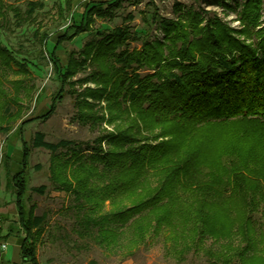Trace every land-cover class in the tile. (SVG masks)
<instances>
[{"label": "trees", "instance_id": "trees-1", "mask_svg": "<svg viewBox=\"0 0 264 264\" xmlns=\"http://www.w3.org/2000/svg\"><path fill=\"white\" fill-rule=\"evenodd\" d=\"M65 1L70 8L73 0ZM124 1H86L79 18L71 17L68 29L55 37L51 51L63 81L72 75L69 64H94L89 78L99 86L81 92L75 100L78 120L98 131L93 139L48 142L41 133L33 138L34 145L49 152L52 189L69 198L64 209L74 214L72 230L81 239L91 238L111 250L124 249L127 255L146 235L165 227L182 244L177 251L180 260L185 250L210 236L225 239L231 250L220 263L264 264L261 0H194L196 7L175 2L177 16L160 20L161 40L145 39L140 48L129 49L130 40L137 37L128 24H122L111 31H95L79 50L78 61L74 51L64 62L58 57L62 42L90 32L95 17L113 19ZM232 5L240 6L239 30L215 13L205 16L207 6ZM37 6L39 2L27 1L22 9L0 0V23L9 11L17 24L31 21ZM40 39L45 45L48 36ZM13 65L28 72V63L18 61L0 44V73ZM142 69L149 71L142 74ZM11 83L12 87H0V132L6 136L13 123L24 118L28 105L24 106L22 96L30 97L33 89L20 87L19 80ZM59 92L41 117L51 115ZM88 97L103 104L97 107ZM39 117L28 116L20 128ZM29 154L24 141L18 168L9 179L16 221L24 231L22 258L41 264L37 247L49 232L44 215L35 214L36 204L24 207ZM32 189L43 193L46 186Z\"/></svg>", "mask_w": 264, "mask_h": 264}, {"label": "rangeland", "instance_id": "rangeland-1", "mask_svg": "<svg viewBox=\"0 0 264 264\" xmlns=\"http://www.w3.org/2000/svg\"><path fill=\"white\" fill-rule=\"evenodd\" d=\"M3 1L22 9L25 8L27 1L39 2L40 6L34 9V18L31 21L26 20L17 24L12 11H9L6 15L7 20L0 23V44L6 46L18 61L23 60L28 63L26 73L17 71L15 65L12 70L8 69L6 73H0L2 83L0 87H12V80L21 81L20 87H33L30 97L22 96L24 106L28 105L24 109V118L13 123L7 136L6 133L0 132V208H6L10 204L12 207L10 209L15 211L14 215L10 212L9 214L1 212L0 223L4 220L10 223L14 221L16 223L11 227L21 230L15 220L16 207L11 204L14 202L15 194L9 173L17 170L21 147L25 141L30 148V154L23 203L25 208L35 203V214L44 215L45 230L49 232V236L45 234L37 247L38 257L43 264H210L212 260L216 264L217 262L222 264L220 261L223 254L231 252L227 248L225 239L214 240L210 236L202 237L196 246L183 252V259L180 260L177 251L182 244L180 241H175L165 227L146 235L132 253L127 255L123 253L124 249L119 251L103 248L91 238L77 237L72 230L76 224L74 214L70 209H64L69 202L67 194L54 191L48 181L49 152L41 145H34L33 138L36 133H41L44 141L48 142H56L60 139L91 140L98 133L96 129L92 130L87 124L78 120V110L75 106V100L77 97L80 98L81 92L99 88L89 78L94 64L93 66L86 64L83 67L77 65L72 67L69 64L72 75L67 76L63 81L58 64L54 61L56 55L51 54L55 37L68 29L71 17L79 18L82 5L90 0H73L70 8L67 7L65 0ZM175 2L182 3L185 7L197 6L194 0H125L123 5L115 10L113 19L95 17L90 32H82L73 39L62 42L56 54L64 62L67 53L74 51L73 58L78 61L81 57L78 54L79 50L95 31H111L122 24H128L129 29L135 32L137 37L136 40H130L129 49L140 48L141 42L145 39L161 40L164 33L160 20L174 19L177 16ZM260 7V21L263 22L264 0H261ZM205 9L207 11L205 16H212L215 13L230 28L237 30L242 28L239 19L240 6L232 5L231 8L207 6ZM128 15L130 18L125 20ZM45 34L48 39L43 45L40 37ZM238 35L243 39L242 35ZM246 42L249 41L246 39ZM148 71L140 70L142 74ZM58 92L60 97L54 99V110L51 115L48 118L41 117L48 109L51 98ZM86 100L97 107L103 104L98 99L88 97ZM30 115H40V117L20 128V122ZM104 126L107 129L112 128V125L104 124ZM4 155L8 157L7 163ZM40 185L46 186L43 193L33 191V187ZM107 208L106 202L105 210ZM254 216L259 219L257 212ZM21 231L24 234V231ZM64 233L66 236H63ZM128 234H130L129 229L126 230V235ZM76 244L81 246L76 247Z\"/></svg>", "mask_w": 264, "mask_h": 264}, {"label": "crops", "instance_id": "crops-1", "mask_svg": "<svg viewBox=\"0 0 264 264\" xmlns=\"http://www.w3.org/2000/svg\"><path fill=\"white\" fill-rule=\"evenodd\" d=\"M11 204L15 205L14 202H12ZM10 208H12L10 207V204L6 208L1 207L0 213L5 212L9 214L10 212L11 215H14L15 211ZM15 223L16 222L14 221L10 223L7 220H4V222L0 223V226L3 227V228H0V242L3 241L6 243V247L4 249H0V264H30L28 260H25L22 258L21 243H22L24 234L21 230L16 229V227L14 228L11 227ZM37 256H38V253H37ZM39 261L41 264H43L40 259Z\"/></svg>", "mask_w": 264, "mask_h": 264}, {"label": "built area", "instance_id": "built-area-1", "mask_svg": "<svg viewBox=\"0 0 264 264\" xmlns=\"http://www.w3.org/2000/svg\"><path fill=\"white\" fill-rule=\"evenodd\" d=\"M6 247V243L5 242H0V249H4Z\"/></svg>", "mask_w": 264, "mask_h": 264}]
</instances>
